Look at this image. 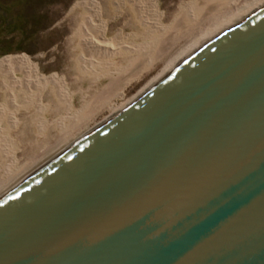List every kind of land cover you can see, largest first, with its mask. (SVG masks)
<instances>
[{"label": "water", "instance_id": "obj_1", "mask_svg": "<svg viewBox=\"0 0 264 264\" xmlns=\"http://www.w3.org/2000/svg\"><path fill=\"white\" fill-rule=\"evenodd\" d=\"M0 264H264V10L2 197Z\"/></svg>", "mask_w": 264, "mask_h": 264}, {"label": "bare ground", "instance_id": "obj_2", "mask_svg": "<svg viewBox=\"0 0 264 264\" xmlns=\"http://www.w3.org/2000/svg\"><path fill=\"white\" fill-rule=\"evenodd\" d=\"M100 1L96 3H93V1L91 3L89 0H78L72 7V10L78 9L84 14V16L88 15V17H86V24H80L78 27V46L76 47L78 50V57L77 59L73 60V65L76 66L77 69H75L78 70V77L81 78L80 81L82 83L87 84L89 83V79L92 80L91 78H94L96 81L95 83L97 84V86L94 84L96 89H94L91 93L89 92V95H86V93V96L84 95L85 97H82L83 95L81 97L78 96V98H83L81 101L79 100L78 103V117L82 116V114L92 105V103H101L99 108L107 110L109 112L108 116L102 119L100 122L95 123L93 126H87L83 130L81 129L82 131H78V134L74 133L76 136L73 138L70 137L72 139L67 137L70 139L68 143H64L65 145L62 143L63 146H59L58 149L55 148L52 149V151L45 153L42 156V159L34 163L31 167L23 169L15 176H12L8 181L3 182L0 185V199L24 183L26 180L34 176L36 173L41 171L43 168L51 164L57 158L62 156L64 153L89 136L111 118L116 116L132 102L150 90L159 81L167 77L207 46L211 45L264 10V0H254L250 3L247 2L242 6L235 8L234 13L226 15L227 17L224 16V19L221 20L219 24L212 25L210 28L205 27L206 29L200 32L196 39H193L191 42L185 44L181 49H177L178 51L171 56L168 55L169 47L167 48V43L166 45L165 43H162L161 46L159 45L160 47L158 50V54L161 56L159 58L160 60L162 59L161 61L163 63L161 69L152 78H150L140 90H138L133 96L126 99L121 105L118 106L114 102L106 101V99H109L111 96H113L112 94L115 96V92L118 93H116L117 96L115 97L119 98L123 96V91L129 84L130 80L125 82L124 78L120 76V72L124 71L135 61L142 57L144 58L145 55L148 54H146V52L149 49V45L146 44V39L148 40V38H155L158 35L160 32H158V29L162 27V21H164V13L159 12L157 8V0H109V5H106L103 1ZM213 1L214 0H189L188 2L181 1L178 3L176 9L180 14L183 12L186 13V10L192 12L193 10L191 7H194L195 9L197 8L198 13L201 14ZM230 1V4L233 6L238 0ZM221 7L219 6V9ZM188 8H191V10ZM208 10H211V12L209 11L210 13L216 11L215 8H210ZM195 13L196 12H194V14ZM177 14L176 16L178 17L179 14ZM174 15L173 18L169 20L170 26L171 24H174L175 21H178ZM89 16H92L93 21H88V18H90ZM196 16L197 15L193 17L196 19ZM199 16L201 19L206 18L205 15H198V17ZM107 18L115 20V22L117 18H120L122 20L121 24H124L123 27L121 26L122 28L115 31L111 37H107ZM183 18H185V16L182 17V19ZM126 28L130 29L129 34H124ZM165 28L166 26L163 29ZM124 38H132L130 39L131 43L129 41V43L125 44V41V43H123V41L119 40ZM165 38L163 40H165ZM136 39H139L140 42L136 43V41L134 43L133 41ZM159 39L160 38H158V40ZM146 63L148 64V62ZM146 66L144 67L146 68ZM142 67L139 69L141 70ZM91 82L92 81H90V85ZM62 85L63 80L56 78L52 74L46 77L38 76L36 71L21 58L14 57L0 59V133L5 129L7 132H12V134H15L16 136H27L26 138L24 137V139L27 141L29 138L26 127L24 126L26 122L25 120L31 119L33 117V110L37 109V111H35L36 113L34 114L35 116L39 112L46 111L47 109L51 108L52 105L54 108L57 107L61 102L62 90L60 87ZM34 107L36 109H34ZM2 123L4 125L3 127L1 126ZM10 133L8 134L10 135Z\"/></svg>", "mask_w": 264, "mask_h": 264}, {"label": "rangeland", "instance_id": "obj_3", "mask_svg": "<svg viewBox=\"0 0 264 264\" xmlns=\"http://www.w3.org/2000/svg\"><path fill=\"white\" fill-rule=\"evenodd\" d=\"M76 1L78 0H0V59L18 57L25 60L36 71L38 76L46 77L52 74L56 78L63 80V85L60 87L62 97L58 106L54 108L52 105L51 108L39 112L35 116L34 114L37 109L34 107L36 110L32 109L34 111V114H32L33 117L25 120L27 123L25 122L24 126L26 127L29 138L27 141L24 139L27 136L20 137L17 135V137L5 129V131H2L3 133H0L1 136L3 134L2 137L0 136V185L23 169L31 167L34 163L42 159L45 153L55 148L58 149L64 143H68L70 139L75 137L85 127L93 126L109 114L107 110L99 108L101 103H92L85 111L86 113L84 112L82 116L78 117V103L79 100L81 101L83 99L78 98V96L81 97L83 95L82 97H85L89 95V92L91 93L96 89L97 84L94 78H91L92 80L89 79V83L87 84L82 83L80 81L81 78L78 77V70L73 65V60L78 57V50L76 49L78 46V27L80 24H84L87 21L86 17H88V15L84 16L78 9L72 10ZM89 1L96 3L100 0ZM101 1L109 5V0ZM181 1L188 2L189 0H157L159 12L164 13L162 27L164 28L166 26V28H159L160 30L158 29V32H160L155 38L146 39V44L149 45L146 54H151L145 55L144 58L142 57L144 60L140 58V61H135L124 71L120 72V76L124 78L125 82L130 80L123 91V96L117 98L115 96L118 93L115 92V96L112 94L114 97L111 96V99H106V101L114 102L118 106L121 105L126 99L140 90L161 69L163 63L161 61L162 59L160 60L159 58L161 56L158 54V50L162 43H165V45L167 43L166 46L167 48L169 47L168 55L171 56L179 48L181 49L185 44L196 39L197 35L206 29L205 27L210 28L212 25L219 24L224 19V16L227 17L226 15L234 13L235 8L247 2H253L254 0H238L233 6L230 4V0H220L221 2L214 0L215 5L218 2L217 5L215 6L212 2L201 14L194 7H191L192 12L186 10V13L179 14L176 7ZM219 6L221 7L220 9ZM191 8L188 9L191 10ZM210 8H215L216 11L210 13L211 10H208ZM194 12L196 13L194 14ZM175 13H178L180 16L177 14V17ZM173 15L176 16L175 18L178 21H175L176 24L174 23L170 26L169 20L173 18ZM195 15H197L196 19L194 18ZM198 15H205L206 18L201 19ZM184 16L185 18L182 19ZM89 17L88 21H93L92 16ZM121 23L122 20L120 18H117L116 22L115 20L107 18V37H111L115 31L122 28L124 24L122 25ZM126 33H130L129 28L125 29L124 34ZM157 37L160 38V41ZM164 38L166 42L163 40ZM130 39L132 38L119 40L127 44L129 41L131 43ZM133 42L139 43L140 40L136 39ZM155 54L158 55L156 56ZM143 62H148V64H144ZM140 67H142L141 70L139 69ZM90 81H92L91 85ZM1 126H4L3 123ZM67 137L72 138L68 139Z\"/></svg>", "mask_w": 264, "mask_h": 264}]
</instances>
